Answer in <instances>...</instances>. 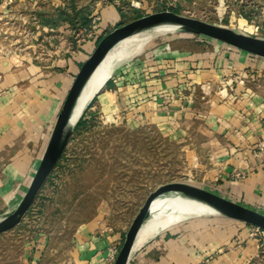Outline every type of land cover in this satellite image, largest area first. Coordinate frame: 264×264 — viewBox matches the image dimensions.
I'll return each mask as SVG.
<instances>
[{
  "label": "rangeland",
  "instance_id": "obj_1",
  "mask_svg": "<svg viewBox=\"0 0 264 264\" xmlns=\"http://www.w3.org/2000/svg\"><path fill=\"white\" fill-rule=\"evenodd\" d=\"M26 1L12 2L6 7L8 10L0 14V62H5L0 65L11 72L13 69L27 72L24 78L16 80L17 92L7 90V87L12 94H2L4 101L12 99L13 107L7 108L6 112H9L0 116L1 120L14 121L10 130L15 134L18 129L24 130L18 145L22 149L28 147V139L37 132L42 140L49 136L75 75L65 76L64 68H56L54 61L75 55L79 46L94 40L92 37L99 32L102 23L100 9L106 5L116 7L119 20L114 26L106 27L103 35L138 16L172 10L264 37V0H60L59 7L67 10L64 17L56 16L58 10L54 8V0H35L43 1L37 5L42 6L41 9L35 11L31 9L32 3ZM78 15L84 16V25L78 23ZM69 16L76 20L69 21ZM164 33L151 34V39L140 52L114 66L107 79L113 83L110 92L115 94L114 99L111 97L114 103L105 101L104 92L99 94L96 91L88 99L76 123L84 121L72 131L30 207L17 225L0 232V264H94L92 260L82 263L78 260L79 253L81 255L86 249L87 233L91 232L96 238H109L110 242H117L120 246L124 233L151 191L172 181L201 186L206 170L218 164L220 160L212 156L211 137L200 124L201 108L205 106L201 95L206 92L202 91L200 84L193 82L196 97L193 106L198 110H195L197 117L192 119L181 116L173 121L167 118L169 113L166 118L159 117L151 109L150 102L137 99L125 102L123 99L136 86L140 72H144L132 62L147 50L194 54L206 47L203 50L210 54L213 43L227 46L229 51L242 50L201 35L179 31ZM30 58L41 60L48 67L34 73ZM14 80L8 75L7 82H2L8 86ZM172 87L168 88L172 89L170 92L159 97V102L166 105L167 110L174 106L171 98L176 99L189 90L178 85ZM204 88L209 90L212 87ZM116 95H120V101ZM189 120L194 123L185 122ZM3 212L1 210L0 214ZM207 215L211 214L183 213L184 217L174 224L175 229L160 230L131 255L138 256L137 252L156 235L170 232L174 239L191 242L194 255L189 256L190 261L186 264H226L232 257V241L236 244L242 242L239 238L229 239L233 228L228 227L227 222L234 219L224 216L217 220L213 217L207 219ZM234 221L243 226L238 231L246 230L244 237L248 236L243 239L237 258H241L243 252L251 253L249 261L241 260V264H264V230ZM202 239H206L203 244ZM247 239L251 243L245 244ZM218 240H222V246L218 245ZM201 248L205 249H202L203 253L211 251L210 255H203ZM104 258L99 264H109ZM143 259L147 262L142 264L152 262Z\"/></svg>",
  "mask_w": 264,
  "mask_h": 264
},
{
  "label": "crops",
  "instance_id": "obj_2",
  "mask_svg": "<svg viewBox=\"0 0 264 264\" xmlns=\"http://www.w3.org/2000/svg\"><path fill=\"white\" fill-rule=\"evenodd\" d=\"M26 2L32 3L31 9L35 11V9H41L42 6L37 5L43 1L32 0L30 2L27 0ZM52 3L56 5V7H52L57 10L61 1L54 0ZM3 12L6 11L0 4V14ZM100 18L102 22L100 29L106 30V27L114 26L119 20V11L114 5H106L100 9ZM95 35L97 33L92 38ZM93 41L90 39L82 44L83 47L79 46L75 55L56 59L54 61L56 68H64V75L73 77L78 65L90 54ZM203 49L207 48L203 47ZM203 49L200 50L202 52L194 54L177 50L150 49L145 51L132 62L139 69H144V72H140L132 92L126 94L125 98H121H124L125 102H133L136 99L140 102L146 100L151 103V109L159 114V117L166 118L169 113L167 118L173 121L181 116L192 119V117H197L195 110H198L193 106L196 100L193 93L195 87L193 82L195 81L196 85L200 84L202 91L207 92L201 95L205 106L201 108L200 124L211 137L210 141L213 144L211 148L214 150L212 156L220 160L218 164L206 170V174L202 176L203 179L201 178L203 182L201 186L264 213V165L256 162L251 154V148L256 140L264 135V57L238 50L229 51L227 46L218 43L212 44V53L210 54ZM29 62L34 73L48 67L41 60L30 58ZM4 67L0 65V116L9 112H6L7 108L13 107L10 103L12 99L4 101L2 94H12L7 91L11 89L17 92L16 80L24 78L27 73L16 69L11 72ZM8 75L15 80L8 83V86H4L2 80L6 83ZM112 84L111 80H108L104 88L98 92L99 94L105 93V101L108 104L114 103L112 98L113 95L115 97V94L110 92ZM170 85L173 86L172 88L178 85L187 87L189 90L185 91V95L178 97L179 94L176 99L171 98L174 106L170 107L171 110L170 108L167 110L168 107L159 102L161 100L159 97L172 90L168 89L171 87ZM206 85H210L212 88L207 90L204 88L207 87ZM210 91L213 92L210 93ZM116 99L118 101L120 95H116ZM185 122L194 123V120ZM13 124L12 119H0V212L1 210L4 212L10 210L24 194L48 138L44 137L42 140V136H39V132H37L33 134L36 137L32 135L28 139V147L19 148V141L24 130L18 129V133L15 134L13 130H10ZM13 147L14 150H12ZM7 151L11 152L8 154ZM13 201L16 202L11 203ZM9 206L11 207L8 208ZM205 217L207 219L213 217L217 220L222 216L211 214ZM205 217H200V219ZM198 221L203 224L201 220ZM228 221L227 226L233 228L229 239L239 238L244 244L243 239L248 236L244 237L246 230L238 231V229H242V224L234 220ZM171 229H175V226H172ZM86 235V249L81 252V255L79 253V263L92 260V262L95 261L94 264H99L107 254L109 238L101 236L96 238L91 232ZM172 237L170 232L156 235L149 244L137 252L138 256L131 255L127 264L147 262V259L143 258H148V261L151 259L150 264H182V262L186 264L190 261L189 256L193 257L194 255L191 242L187 243L185 240L182 242L181 239ZM205 240L202 239L201 243L203 244ZM236 243L233 241L231 243L234 249L233 252H230L232 257L229 260L232 262L227 260L226 264H241V260L249 261L251 257L250 252L248 254L243 252V255L240 254L241 258L240 256L237 258L236 254L241 249V243ZM247 243H251V240L247 239L245 244ZM218 245H223L222 240H218ZM202 249L205 250L201 248L200 252ZM210 253L211 251L207 250L202 252L205 256Z\"/></svg>",
  "mask_w": 264,
  "mask_h": 264
},
{
  "label": "water",
  "instance_id": "obj_3",
  "mask_svg": "<svg viewBox=\"0 0 264 264\" xmlns=\"http://www.w3.org/2000/svg\"><path fill=\"white\" fill-rule=\"evenodd\" d=\"M158 27H170L173 29L172 31L201 35L247 53L264 57V37L236 31L224 25L207 22L172 10L151 12L118 24L98 40L93 50L80 64L56 114L41 157L24 194L12 209L0 214V232L10 229L20 222L59 159L81 114L76 116V110L83 98L82 94L87 81L96 66L114 44L122 38ZM158 197L162 199L161 208L181 209L189 204H202L211 209L209 214L221 215L264 230L263 212L202 186L172 181L159 185L147 195L124 233V239L112 264L128 263L138 227L152 212L151 205Z\"/></svg>",
  "mask_w": 264,
  "mask_h": 264
},
{
  "label": "bare ground",
  "instance_id": "obj_4",
  "mask_svg": "<svg viewBox=\"0 0 264 264\" xmlns=\"http://www.w3.org/2000/svg\"><path fill=\"white\" fill-rule=\"evenodd\" d=\"M172 30L173 29L170 27H158L129 35L115 43L90 75L82 94L83 98L77 107L76 116L85 106L88 99L91 98L97 89L109 78L116 64L140 52L145 44L151 39V34L164 33ZM161 200L162 199L158 197L153 201L151 205L152 212L138 227L132 251L139 248L142 244H144V242L153 237L160 230L168 229L174 226V224L178 223L184 217L183 213L187 214L194 211H197L198 213L211 212L210 208L202 204H189L181 209H165L160 207L162 205Z\"/></svg>",
  "mask_w": 264,
  "mask_h": 264
},
{
  "label": "built area",
  "instance_id": "obj_5",
  "mask_svg": "<svg viewBox=\"0 0 264 264\" xmlns=\"http://www.w3.org/2000/svg\"><path fill=\"white\" fill-rule=\"evenodd\" d=\"M12 2H14V0H0V4L3 10L5 11L8 10L6 7L11 5ZM251 154L256 162L264 165V135L260 136L256 140L255 144L251 148ZM119 247L120 246L118 245L117 242H110V244L107 247V254L104 260L108 262L109 264H112V262L114 261L116 257Z\"/></svg>",
  "mask_w": 264,
  "mask_h": 264
},
{
  "label": "trees",
  "instance_id": "obj_6",
  "mask_svg": "<svg viewBox=\"0 0 264 264\" xmlns=\"http://www.w3.org/2000/svg\"><path fill=\"white\" fill-rule=\"evenodd\" d=\"M58 12L56 13V16L58 17V15H59V17H64L65 15H66V9L64 8V7H58ZM175 12V11H174ZM74 19V20H73ZM76 20V18L75 17H71V16H69V21H75ZM46 21V25H48L47 23H49L48 22V20L46 19L45 20ZM78 23L79 24H81V25H84L85 23H86V20H85V18H84V16L83 15H78ZM103 31L104 30H99V33H97V35H95V37L93 38L94 39V44H93V48H94V46L96 45V43L98 42V40L103 36ZM207 38V37H206ZM212 40V39H211ZM233 48H235V47H233ZM237 49V48H236ZM250 54V53H249ZM253 55V54H252ZM82 63V62H81ZM80 63V64H81ZM106 82H108V80L106 81ZM105 82V83H106ZM105 83L98 89V91L97 92H100L101 90H102V88H104V85H105ZM94 100H95V98H93ZM93 101V100H92ZM84 120H80V121H78V123H76L75 124V126H74V129H76L77 128V126L80 124V123H82ZM73 129V130H74ZM119 244V243H118Z\"/></svg>",
  "mask_w": 264,
  "mask_h": 264
}]
</instances>
